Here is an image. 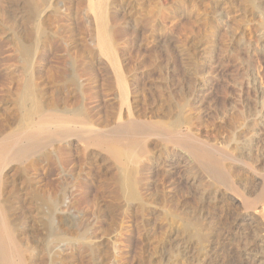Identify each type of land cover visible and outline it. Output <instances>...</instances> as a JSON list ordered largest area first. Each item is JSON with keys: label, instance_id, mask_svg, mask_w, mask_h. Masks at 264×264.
<instances>
[{"label": "rangeland", "instance_id": "374dc122", "mask_svg": "<svg viewBox=\"0 0 264 264\" xmlns=\"http://www.w3.org/2000/svg\"><path fill=\"white\" fill-rule=\"evenodd\" d=\"M251 1L0 0V144L26 125L33 81L54 114H87L104 135L126 118L192 132L224 152L237 190L256 199L246 206L186 150L151 139L131 164V200L119 183L125 159L84 145L76 135L89 126L69 123L71 136L0 167V197L34 245L28 264H264V126L247 131L255 123L239 126L232 111L241 50L263 20L264 0L260 10Z\"/></svg>", "mask_w": 264, "mask_h": 264}, {"label": "bare ground", "instance_id": "6f19581e", "mask_svg": "<svg viewBox=\"0 0 264 264\" xmlns=\"http://www.w3.org/2000/svg\"><path fill=\"white\" fill-rule=\"evenodd\" d=\"M102 1L103 0H100V2ZM256 1H258L257 4L253 1L250 2L252 3V8L260 7L259 3L262 0ZM260 5L262 8L263 4ZM261 16L263 20L260 17L262 21L258 25V27L261 26V29L258 28L252 33L251 42L244 43V48L241 50V54L246 53V58L241 57V67L239 70L241 74L238 77V83H236L241 93L239 96L240 103L232 108L234 112L233 116L239 126H243L240 125V121H243V119H249L255 123L253 126H247L248 124L244 125L247 127V131L251 129L253 132L258 130L257 128H259L258 125L260 123L264 126V11ZM95 18L96 21L100 22L102 28L107 29L108 14L105 11L95 14ZM258 32H261L260 35H257ZM115 70L117 71V69ZM116 73L117 76H119V85L122 89V93L125 94L127 92V87L123 83L119 72L117 71ZM36 88L37 85H34L33 81L26 88L25 98L30 102L24 112V116L27 119L26 125L15 132L13 139L11 138L14 141L10 147L6 145L5 147L3 143L0 144V167L10 158L12 160H19L27 156L29 157L34 150L53 139H65V137L71 136L70 132L66 130V126H68L69 123H80L89 126L88 130L86 129L82 133H77L78 135H76L84 145L95 146L117 160L125 159L123 175L119 183L124 195L131 200L140 199L137 179L135 178L136 175L134 176V173H136L134 171L136 169L131 168V164H138V160L148 153L150 140L157 139V141L171 142L174 146L177 145L181 147V149L186 150L214 181L234 191L239 196L241 203L246 204V206L253 205L254 200L256 203V199L252 200L247 198L237 190L233 180H231V174L227 167L228 157L223 154L224 152H219V150L212 148V145L204 141L202 142L199 137L194 134L192 135V132L186 136V134H181L182 131L178 132V130H176L177 128L170 130L159 125H155V127L153 124H146L147 126L142 128L137 125L139 120L136 122L133 118H126V121L120 122L118 130L111 131L109 134L104 135L99 132V129L92 127L94 123L92 118L87 114L74 119H69L64 115L54 114L53 108H49L45 105V102L42 101L41 95L39 94L40 92L37 90L38 88ZM128 112H130V109H128ZM120 119L121 121L125 120L122 118ZM179 124L180 122L178 123V128H181L182 124ZM52 127H55V130L51 129ZM262 129L264 130V128ZM239 136L240 135H238V139H240ZM3 174L0 168V193L1 190L3 191L2 188L5 187H3V185H5L3 184ZM46 193L45 191L41 192L40 201L45 202V200H47L48 196ZM257 196L258 201L264 203L263 188L261 194L259 193ZM39 205H41V203H39ZM19 228L20 218L12 213V207L8 205L6 200H0V264H28V258L25 255L26 249L29 247L27 245H34L32 242L31 244L28 243V241L26 242ZM196 236L199 237L200 235L198 236L197 234Z\"/></svg>", "mask_w": 264, "mask_h": 264}]
</instances>
